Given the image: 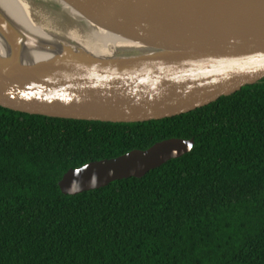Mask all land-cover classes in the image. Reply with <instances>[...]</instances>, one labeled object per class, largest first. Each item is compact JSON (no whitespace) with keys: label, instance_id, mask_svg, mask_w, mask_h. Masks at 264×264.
Instances as JSON below:
<instances>
[{"label":"trees","instance_id":"trees-1","mask_svg":"<svg viewBox=\"0 0 264 264\" xmlns=\"http://www.w3.org/2000/svg\"><path fill=\"white\" fill-rule=\"evenodd\" d=\"M192 139L141 178L73 196L69 169ZM0 264H264V78L138 123L0 107Z\"/></svg>","mask_w":264,"mask_h":264},{"label":"water","instance_id":"water-1","mask_svg":"<svg viewBox=\"0 0 264 264\" xmlns=\"http://www.w3.org/2000/svg\"><path fill=\"white\" fill-rule=\"evenodd\" d=\"M59 1L79 22L52 0L23 1L38 27L26 31L0 10V107L130 124L188 113L264 78V0ZM192 146L170 138L89 162L58 188L73 196L141 178Z\"/></svg>","mask_w":264,"mask_h":264},{"label":"bare ground","instance_id":"bare-ground-1","mask_svg":"<svg viewBox=\"0 0 264 264\" xmlns=\"http://www.w3.org/2000/svg\"><path fill=\"white\" fill-rule=\"evenodd\" d=\"M24 0H0V10H2L5 15L21 30L26 31L27 29H35L38 28L35 26L32 21L28 18L27 14L25 13L24 7H26L23 4ZM56 1L57 3L60 4V7L63 8V11H70L68 8L64 7V3L59 1V0H52ZM28 2V0H27ZM31 8H37L38 6H30ZM71 14L73 15L74 19H79L77 15H75L72 11H70ZM37 14V12H35ZM76 17V18H75ZM76 19V20H77ZM78 21V20H77ZM79 22V21H78ZM77 25H80L78 23ZM83 26H90V23L85 22V24L82 23ZM53 27H62L63 25H54L52 24ZM118 40V39H116ZM4 45L2 42H0V53L3 51Z\"/></svg>","mask_w":264,"mask_h":264}]
</instances>
